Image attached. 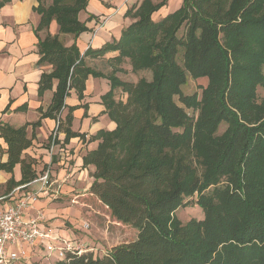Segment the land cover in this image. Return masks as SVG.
<instances>
[{"label":"trees","instance_id":"16d2710c","mask_svg":"<svg viewBox=\"0 0 264 264\" xmlns=\"http://www.w3.org/2000/svg\"><path fill=\"white\" fill-rule=\"evenodd\" d=\"M37 1L36 31L54 21L59 32L38 45L39 63L52 68L39 93L57 82L49 116L66 109L71 89L82 99L89 76L110 84L102 103L116 127L95 134L96 149L83 157L94 167L93 182L73 204L88 213L101 209L114 226L137 232L101 255L68 254L56 264H264V95H257L264 90V0H182L158 21L152 14L167 0H143L126 11L136 20L118 40L83 55L59 35L88 31L78 19L88 0ZM116 51L115 65L148 70L151 79L123 82L115 76L122 69L104 74L86 66V57ZM189 78L206 80L200 94L183 93ZM117 89L124 100L115 99ZM63 124L72 136L70 112ZM0 138L8 154L0 170L20 164V183L32 181L21 158L31 145L26 127L0 126ZM193 195L203 219L181 225L175 212Z\"/></svg>","mask_w":264,"mask_h":264},{"label":"crops","instance_id":"0c3cea01","mask_svg":"<svg viewBox=\"0 0 264 264\" xmlns=\"http://www.w3.org/2000/svg\"><path fill=\"white\" fill-rule=\"evenodd\" d=\"M142 1L88 0L86 9L78 15V19L85 23L88 31L75 39L70 35L59 36L67 47L75 43L81 55L89 47L98 49L105 43L119 39L122 30L136 20L132 15L125 16L126 11L135 7L132 10L134 13ZM171 2L167 0L165 6L153 13L152 20L158 21L166 16V6ZM181 2L182 0H179V3ZM45 3H48V0H45ZM37 5V0H9L0 7V126L26 127L31 145L22 152L21 158L31 167L34 174L32 181L50 166V186L47 194L41 195L31 204L24 211V217L34 216L37 210H43L47 222L53 226L56 237L74 244L81 243L90 249L99 246V242L92 238L77 239L84 230L79 219L83 211L74 206L73 199L87 193L93 182L91 174L94 167L84 166L83 157L96 149L98 141L94 139L95 134L99 130L112 131L116 127L102 103V97L110 90V84L106 78L89 76L85 81L82 99L78 98L74 89L70 90L61 120L64 121L70 112V131L73 135H66L64 124L59 127L50 157V141L55 131L56 118L49 116V109L57 82L53 81L51 89L39 93L42 74L49 73L52 68L50 65L39 63L41 54L38 45L46 34L55 36L59 32L54 21L50 23L48 30L36 31L40 21V15L36 11ZM117 55V51L108 52L102 57L91 58L88 62L87 57L84 60L86 66L106 74L102 67L96 66L104 64L108 70H124L122 66L128 64L115 65L112 60ZM118 90L115 91V99L124 100L125 94L120 90L117 92ZM70 108L73 110L69 111ZM7 160V145L0 138V163H6ZM21 179L20 164H16L11 173L0 170V208L14 205L22 196L38 188L37 183L30 184L32 181L20 183ZM10 180L15 184L9 185ZM21 186L24 187L17 190ZM77 219L81 221L80 224H77ZM26 250L31 255L28 264H34L33 260L39 258L40 254L42 257L46 255L39 245L26 246ZM45 259L49 264L60 262L55 254Z\"/></svg>","mask_w":264,"mask_h":264},{"label":"built area","instance_id":"2783aa9c","mask_svg":"<svg viewBox=\"0 0 264 264\" xmlns=\"http://www.w3.org/2000/svg\"><path fill=\"white\" fill-rule=\"evenodd\" d=\"M62 113L56 118L55 131L50 141V157ZM50 174L51 170L48 166L30 183L38 184L35 191L25 194L8 208H0V264H28L31 255L26 250V246L39 245L46 253L43 257L47 258L51 254H55L59 261L64 260L68 254L81 255L86 252H94L92 248L89 249L81 244H74L71 241L56 237L53 226L47 222L43 210H37L34 216L24 217V211L35 203L41 195L47 194L50 186ZM22 187L24 186L17 188V190ZM1 200L2 198H0ZM83 227L89 229L88 223H83Z\"/></svg>","mask_w":264,"mask_h":264},{"label":"rangeland","instance_id":"374dc122","mask_svg":"<svg viewBox=\"0 0 264 264\" xmlns=\"http://www.w3.org/2000/svg\"><path fill=\"white\" fill-rule=\"evenodd\" d=\"M171 1L172 2L169 3L165 9V11H168L167 14L173 13L174 11L179 9L182 5V2L179 3V0H171ZM90 59H91L90 57H87L86 61L88 62L90 61ZM99 66L100 68L102 67V70L105 71L106 74H111L113 71V70H108L104 64H98L96 67H99ZM122 67L124 70L119 71L118 73L115 74L116 77L120 81L135 83L141 78L145 80L151 79V72L148 70L132 72L131 67L128 66V64H124ZM205 84H206V80L204 79L192 80L191 78H189L186 85L183 87V93L185 95H191L193 93L200 94L201 88L205 86ZM117 92H119V90ZM257 95H258V101H259L260 98L264 95V90L261 88H258ZM175 101L178 105H180L177 99H175ZM186 111L190 116L196 114V112L194 113L190 109L189 110L186 109ZM225 128H226V125L222 124L220 126V133H222L225 130ZM184 202H185V205L182 207H179L175 212V217L181 225H185L191 220H202L203 219V212L201 208L196 204V195H193L192 197L187 198ZM99 210H100L99 212H95V213L93 211H92L93 213H88V212L82 213V217L79 219L82 221V223H88L89 229L82 230L81 234L77 236L78 240H82L83 238L85 240H87L88 238L89 239L92 238L94 240L97 239V242H99V246L96 245V246H93L92 248L94 249L93 251L97 253V255H101L104 251H107L108 249L114 246H117L123 243H129L136 238L137 236L136 231L125 230L120 226H114L113 222L109 220L108 217L105 216L106 213L101 211V209ZM79 219L76 220L77 224L81 223ZM77 239L75 238V240ZM61 261L63 260H60V262ZM33 262L34 264H49V261H47L44 257H42L41 254L39 255V258L33 260Z\"/></svg>","mask_w":264,"mask_h":264}]
</instances>
